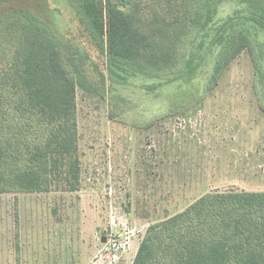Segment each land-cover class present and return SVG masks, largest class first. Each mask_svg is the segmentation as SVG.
<instances>
[{
    "label": "rangeland",
    "instance_id": "1",
    "mask_svg": "<svg viewBox=\"0 0 264 264\" xmlns=\"http://www.w3.org/2000/svg\"><path fill=\"white\" fill-rule=\"evenodd\" d=\"M156 2L140 0V6L167 10ZM24 4L47 18L58 37L70 39L73 49L79 42L98 61L105 80L87 60L81 66L79 55L64 54L77 80L80 183L75 191L0 193V264H109L104 247L115 237L128 247L118 264H130L150 224L202 194L231 187L264 190V59L263 82L245 48L206 90L218 51L212 46L192 79L147 92L142 85L159 80L142 75L125 83L110 79L103 57L89 46L78 23L75 0ZM193 5L212 18L183 36L180 62L201 43L204 51L215 24L244 7L240 0H193ZM15 19L6 18V30L0 32V64L13 59ZM250 38L255 54L261 53L263 34ZM178 67L163 74L170 76Z\"/></svg>",
    "mask_w": 264,
    "mask_h": 264
},
{
    "label": "trees",
    "instance_id": "2",
    "mask_svg": "<svg viewBox=\"0 0 264 264\" xmlns=\"http://www.w3.org/2000/svg\"><path fill=\"white\" fill-rule=\"evenodd\" d=\"M25 1L0 0V32L6 30V18H17L11 28L17 32L13 59L0 64V193L49 192L56 187L75 191L81 173L77 80L64 54L69 50L70 59L79 55L81 66L87 60L103 81L105 73L79 42L73 49V42L58 37L51 22ZM75 1L78 23L89 46L103 57L112 81L155 78L159 81L142 85L155 92L184 77L192 79L215 46L206 90L245 48L258 82H263L264 0H240L242 9L215 24L210 45L203 51L201 43L182 62L183 36L204 28L212 18L193 0H157L167 8L162 12L140 6V0ZM257 33L263 34V48L255 54L250 35ZM177 64L174 74H163ZM130 264H264V190L231 187L202 194L180 212L150 224Z\"/></svg>",
    "mask_w": 264,
    "mask_h": 264
},
{
    "label": "built area",
    "instance_id": "3",
    "mask_svg": "<svg viewBox=\"0 0 264 264\" xmlns=\"http://www.w3.org/2000/svg\"><path fill=\"white\" fill-rule=\"evenodd\" d=\"M105 257L109 264H118L121 262V257L127 252V243L119 238H108L105 244Z\"/></svg>",
    "mask_w": 264,
    "mask_h": 264
},
{
    "label": "water",
    "instance_id": "4",
    "mask_svg": "<svg viewBox=\"0 0 264 264\" xmlns=\"http://www.w3.org/2000/svg\"><path fill=\"white\" fill-rule=\"evenodd\" d=\"M101 240H102L103 242H105V240H106V239H105V237H102V239H101Z\"/></svg>",
    "mask_w": 264,
    "mask_h": 264
},
{
    "label": "crops",
    "instance_id": "5",
    "mask_svg": "<svg viewBox=\"0 0 264 264\" xmlns=\"http://www.w3.org/2000/svg\"><path fill=\"white\" fill-rule=\"evenodd\" d=\"M136 250H137V247H136Z\"/></svg>",
    "mask_w": 264,
    "mask_h": 264
}]
</instances>
